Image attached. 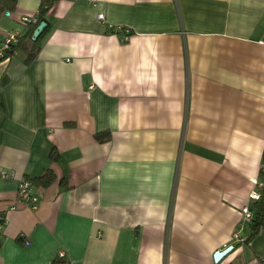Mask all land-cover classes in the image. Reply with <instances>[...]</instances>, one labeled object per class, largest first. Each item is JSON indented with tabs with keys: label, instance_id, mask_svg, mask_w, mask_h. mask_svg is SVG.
Returning a JSON list of instances; mask_svg holds the SVG:
<instances>
[{
	"label": "crops",
	"instance_id": "0c3cea01",
	"mask_svg": "<svg viewBox=\"0 0 264 264\" xmlns=\"http://www.w3.org/2000/svg\"><path fill=\"white\" fill-rule=\"evenodd\" d=\"M46 22L0 57V264H264V226L233 235L264 190V0H57Z\"/></svg>",
	"mask_w": 264,
	"mask_h": 264
},
{
	"label": "built area",
	"instance_id": "2783aa9c",
	"mask_svg": "<svg viewBox=\"0 0 264 264\" xmlns=\"http://www.w3.org/2000/svg\"><path fill=\"white\" fill-rule=\"evenodd\" d=\"M7 14H9V11H6ZM97 17L101 20H103V14L98 13ZM36 21V16L28 17V16H22L20 18V22L22 24H31ZM124 35L123 40H127L129 38V29L123 28ZM22 30L19 28L12 29L8 31L5 35V38L2 42V45L0 46V57L6 55V52L10 51L14 45H16L22 36ZM259 185H264L262 182H257ZM43 195V190L39 185H36L33 180L29 179L28 177H22L18 188L16 191V198L19 203L28 206L30 208H37ZM260 192L258 190H252L249 197L253 200H259L260 199ZM241 222L240 227L237 232H234V237L242 240L243 238L240 236L239 231L243 229V227L246 224H249L251 220L253 219L254 212L247 206L243 205L241 208ZM6 223V218L3 215H0V243H1V233H2V227ZM25 243H28L26 240ZM232 246V245H231ZM57 257L62 260V264H70L65 259V252L63 250H59ZM261 262L264 263V256L261 258Z\"/></svg>",
	"mask_w": 264,
	"mask_h": 264
},
{
	"label": "trees",
	"instance_id": "16d2710c",
	"mask_svg": "<svg viewBox=\"0 0 264 264\" xmlns=\"http://www.w3.org/2000/svg\"><path fill=\"white\" fill-rule=\"evenodd\" d=\"M17 1L18 0H0V16L6 11H12L16 7ZM55 1H57V0H40L38 12L36 15V21L30 24V26L27 29V32L21 36V39L25 36L28 37L29 39H32L34 29L42 20L46 21V13L52 7V5L54 4ZM36 40H37V38L32 41L33 44L35 43ZM17 44H19V43H17ZM16 45H14V47ZM33 56H34V52H32V50H31L29 52L27 59H29ZM66 125H71V124L66 123ZM94 136H95L96 140H98L100 142H104V141L109 140L110 132L109 131L96 132ZM50 157L52 159H57L56 152L52 151L50 153ZM262 164H264V153H262ZM259 174L261 177H264V165H262V169L260 170ZM53 179H54V174L50 171H46L43 175L39 176L38 178H36L34 180L36 182H40V183L46 185V184L50 183ZM262 179H264V178H262ZM260 194H261L260 199L254 203L255 212H254L253 219L249 223L251 231H250L249 235L247 236V239H250L253 235H255L257 233V231L262 226H264V190H262Z\"/></svg>",
	"mask_w": 264,
	"mask_h": 264
},
{
	"label": "water",
	"instance_id": "95a60500",
	"mask_svg": "<svg viewBox=\"0 0 264 264\" xmlns=\"http://www.w3.org/2000/svg\"><path fill=\"white\" fill-rule=\"evenodd\" d=\"M47 22L45 20H42L34 29L33 31V35H32V39L35 40L38 35L41 33V31L44 29V27L46 26ZM232 246H227L226 248H224L223 250H216L213 253V259L214 261L219 260L228 250H230Z\"/></svg>",
	"mask_w": 264,
	"mask_h": 264
}]
</instances>
